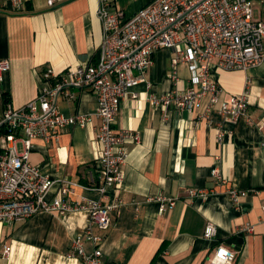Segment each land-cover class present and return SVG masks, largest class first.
Returning <instances> with one entry per match:
<instances>
[{"label": "crops", "instance_id": "obj_1", "mask_svg": "<svg viewBox=\"0 0 264 264\" xmlns=\"http://www.w3.org/2000/svg\"><path fill=\"white\" fill-rule=\"evenodd\" d=\"M150 1L115 3L134 14ZM98 7L99 0H56L53 6L47 0H31L24 11L14 12L0 0V59L11 64L0 82V113L7 102L19 108L35 99L46 68L59 72L98 59L102 42ZM173 56L168 48L155 52L145 80L133 88L138 97L127 95L121 101L115 127L139 132L140 142L126 144L123 180L118 187H108L106 197L85 187L91 185L92 175L97 177L95 161L101 146L96 129L71 127L53 143L37 137L30 162L53 181L50 200L65 179L79 183L66 201L121 199L106 231L92 226V232L102 237L98 244L104 264H208L218 244L236 252V260L229 264H264V58L247 70L213 68L221 91L206 113L209 96L192 112L173 106L165 111L151 104V95L189 84L192 73L185 64L178 67L177 82L170 76ZM247 83L248 118L237 123L225 120L222 104L244 91ZM71 90L76 99H58V109L69 115L94 114L95 94L83 87ZM93 119L98 126L99 119ZM216 166L228 182L212 175ZM95 182L101 183L98 178ZM232 187L247 191L239 205L227 194ZM159 197H171L175 205L161 212ZM209 221L217 227L213 240L204 238ZM88 225L84 209L41 212L11 225L0 222V264H81L68 254L72 240L84 235ZM246 225L253 230L243 231ZM98 244L86 239L85 250L92 253ZM4 245L11 246L7 258L1 257Z\"/></svg>", "mask_w": 264, "mask_h": 264}, {"label": "built area", "instance_id": "obj_2", "mask_svg": "<svg viewBox=\"0 0 264 264\" xmlns=\"http://www.w3.org/2000/svg\"><path fill=\"white\" fill-rule=\"evenodd\" d=\"M14 12H22L31 0H1ZM56 0H47L53 6ZM257 14V15H256ZM98 16L102 25V42L98 59L81 62L57 72L46 68L41 73L42 86L38 96L15 108L7 102L0 113V222L13 224L41 212L59 211L60 214L84 209L89 213V225L84 235L72 240L69 257H77L81 264H104L99 247L101 236L92 232L97 225L106 231L112 214L121 206V199L104 202L88 199L69 202L65 197L79 183L63 180L51 200L48 194L54 183L39 165L30 162L35 140L57 142L68 128L79 126L96 129L101 153L96 159L97 177L91 176L87 189L97 190L106 197L108 187H118L124 177L128 158V143H139V132L115 127L121 101L131 95L133 88L145 80L153 64L155 52L161 48L174 51L171 77L178 81V67L187 65L192 73L189 84L175 87L161 95H151L150 102L163 110L173 106L177 111L192 112L209 96L206 113L218 102L220 85L212 77V69L223 71L247 70L260 64L264 58V0H151L134 14H127L115 0H99ZM11 64L0 59V82ZM72 87H83L95 94L97 109L94 114H65L57 107L60 98L75 100ZM249 84L241 93L223 103L221 113L225 120L237 123L248 118ZM206 115V114H205ZM94 117L99 119L94 126ZM250 121V120H249ZM223 133L219 132L218 138ZM212 175L221 183L228 182L218 166ZM195 191L192 190L191 193ZM239 205L247 191L232 187L228 193ZM205 196V192H201ZM160 211L175 205L171 197H159ZM246 225L243 231H252ZM216 225L209 221L204 238L213 240ZM98 244L94 252L85 250V240ZM10 245H4L1 257L7 258ZM236 252L218 244L213 248L208 264H229Z\"/></svg>", "mask_w": 264, "mask_h": 264}, {"label": "trees", "instance_id": "obj_3", "mask_svg": "<svg viewBox=\"0 0 264 264\" xmlns=\"http://www.w3.org/2000/svg\"><path fill=\"white\" fill-rule=\"evenodd\" d=\"M236 258H237V255H236V257H235V260H236Z\"/></svg>", "mask_w": 264, "mask_h": 264}, {"label": "rangeland", "instance_id": "obj_4", "mask_svg": "<svg viewBox=\"0 0 264 264\" xmlns=\"http://www.w3.org/2000/svg\"><path fill=\"white\" fill-rule=\"evenodd\" d=\"M257 15V14H256Z\"/></svg>", "mask_w": 264, "mask_h": 264}]
</instances>
